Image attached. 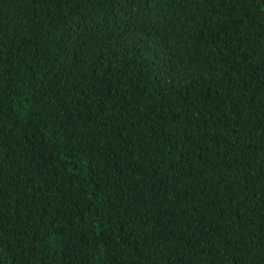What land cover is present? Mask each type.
Listing matches in <instances>:
<instances>
[{"label":"trees","instance_id":"1","mask_svg":"<svg viewBox=\"0 0 264 264\" xmlns=\"http://www.w3.org/2000/svg\"><path fill=\"white\" fill-rule=\"evenodd\" d=\"M0 264H264V0H0Z\"/></svg>","mask_w":264,"mask_h":264}]
</instances>
